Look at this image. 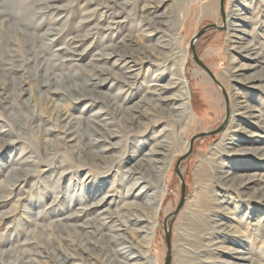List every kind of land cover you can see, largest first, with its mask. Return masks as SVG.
<instances>
[{
  "label": "rangeland",
  "instance_id": "obj_1",
  "mask_svg": "<svg viewBox=\"0 0 264 264\" xmlns=\"http://www.w3.org/2000/svg\"><path fill=\"white\" fill-rule=\"evenodd\" d=\"M19 1L17 3L24 7H19L14 2L16 4L13 5V7L16 6L14 11L18 8L14 12L15 16L22 14L19 12V8H22L20 11L24 12L28 7L24 13L27 11L29 13L39 10L38 8L44 4L54 3L52 0ZM90 1L59 0L58 4L65 5V9L69 10L68 15L72 16L74 10H78L80 13L74 17L56 21L55 19L63 13L56 11L55 8H45L42 10L44 12L30 21L32 25H26V28L22 26L17 28L15 24L14 27H8V23H15L21 15L15 18L10 17L11 20L8 22L3 20V16H0V84L2 85H0V131L1 133L3 131L2 134L0 133V184H2L1 181L5 184L9 169L15 165L19 157H28L31 162L26 165L30 173L28 183L20 184L22 187L20 195L10 198L3 207H0V211H11L10 217L0 219V264L19 263L20 261L29 264L26 262L28 258H31L32 262H35H33L34 264H73L74 262L119 264L113 260L110 251H102L98 246L92 248V244L87 242L83 229L68 224L63 226L65 221L57 219L74 211V207L80 204H89L98 200L106 192L114 193L113 197H117L119 200L113 204V208H120L126 200L124 198H126L128 187L135 181L132 176H128L126 170L131 166L138 167L137 160L153 148L163 126L173 129V136L178 138L181 135L180 130L174 128V120L168 112L160 114V112L154 111L150 104H144L141 110L145 115H141L138 119L139 122L134 126L129 123L125 124L120 116L118 118L114 116L116 122L112 124L111 128H115L119 136L110 137L109 141L117 143V147L112 153L115 156L111 155L105 163L96 165L98 161L95 155L91 154L86 146L90 140L85 129L87 123L83 122V118L80 117H90L94 112L104 108V104L102 102L91 104L89 101L78 104L63 100L61 97L58 98L59 96L49 99V92H46V87L43 86L44 73L48 69V65L43 63V59L39 58L38 60L37 58L41 46L37 36L47 32L50 28H57L61 32L59 40L53 42L45 40L48 48L46 57L48 58L59 46L67 44L72 35L80 32L79 30L82 32L86 30L87 23H82L80 28L77 26L84 17L82 12L91 10L88 15L94 14L99 17L102 11L106 10V8L100 9L99 7L114 4V0H96L95 3ZM123 1L127 2L126 10L118 20L124 19L125 22L110 23L108 21L114 19L109 18L101 25L114 27L108 33L110 32L111 37L113 36L115 40H120L123 36L131 34L133 41L124 48L135 50L134 53L141 58L138 60L140 64L137 65L138 69L136 70L139 75L131 87L122 85V82L111 85L113 82L116 83L118 71L122 75L123 70L112 65L115 58L105 62L107 66L101 61L99 64L112 68L114 71L111 73L112 76L110 74L103 75L109 77V81L107 85L101 86L102 91L116 95L125 89V93L129 92L135 96L133 95L132 101L125 103L122 98L123 100L120 99L119 102L124 106H132L135 102L140 103V97L145 94L150 84L154 82L166 83L168 69L175 65V62H169L163 58L155 59V54L156 44L163 38H169L170 41L175 42L179 52L186 54L184 74L190 91L191 120L188 130H186L187 144H185L184 153L188 150L189 142L193 136L200 132L216 129L222 124L227 111L226 95L229 100L230 116L222 131L194 141L192 152L180 165L185 182L186 199L172 224L173 258L171 264H212L216 256L232 259L226 252L217 253L210 247L212 246L210 240L220 234L213 227L211 219L220 218H224L229 224L232 223L233 226L242 229L241 235L233 237L237 242L222 239L220 244L226 248L244 249L253 254L259 264H264V200H247L248 195H242L236 188L226 186L227 184L220 179L225 171H232L233 175L251 172L264 173V167L244 166L247 163L246 158L256 161L257 157H254L256 154L244 151L236 153L234 150L240 146H247L246 140L252 137V132L264 137V127L260 128L244 122L243 129L237 130L235 136L246 140L227 144V148L221 145L217 146L226 139L224 131L232 120L233 107L231 91L224 83L219 71L231 73L236 70V73H241L242 78L254 72L252 69H241L242 65L248 63L240 58L232 50L231 43H228L226 21L229 0H224V16L220 0H218L217 20H214L212 14L207 13L204 7L217 0H165L158 7H155V4L160 2L149 0L147 4L150 6L147 10H151V13L142 10L145 0ZM235 5L236 12L239 13L243 21L241 28L248 31L247 39L264 47V0H238ZM95 8L97 10H92ZM113 8L116 10L119 7L114 4ZM165 14L166 16H164ZM155 15L166 19L168 26L154 23L152 25L146 23L143 26V17L146 21H151L156 19ZM97 17L88 26L93 27ZM26 21L29 22V20ZM214 23L218 26L224 25L225 28L212 29L202 35L196 42V51L218 82L223 85L226 95L211 76L191 58L190 41L192 37L203 27ZM93 30L95 33L92 38L84 40L78 48L79 52L88 48L86 50L88 54L83 61L85 64L89 63L88 61H94L92 59L98 57V52L110 42L106 32L100 29H97L98 32L96 29ZM39 75L41 76L39 77ZM163 75L165 77L161 79ZM203 78H208L211 84L201 82ZM156 79L161 80L156 81ZM200 82L203 83L202 86ZM36 84L39 85L38 91ZM22 88H27V90L23 91ZM242 89V92L247 95L249 104L262 111H257V114L261 113L264 120V89L250 85H242ZM11 105L16 107L12 110ZM68 113L78 117L74 119L76 124L77 121L80 122L77 131L83 134L82 137L79 134V139L72 142L66 141L69 137L67 138L59 128V125L65 124L69 119L67 118ZM155 116L164 117L165 121L156 125L153 121L156 119ZM40 124L42 125L40 126ZM260 124L264 126V121H261ZM48 127H53L55 130L45 134V131H49L46 129ZM260 140L263 142L261 145L264 146V138ZM106 145H108L106 141H100L92 148L99 150ZM216 146L220 150V152L217 151L218 154L214 150L210 151L212 147ZM183 154L175 158L171 168L165 169L167 178L166 183L163 184L165 198L157 216L156 233L152 235L151 243L144 248L146 255L151 256V264H164L165 262L167 245L164 234V218L175 212L181 201L182 184L175 173V167ZM87 175H90L89 178ZM86 184L89 191H94L93 194L88 195ZM255 187H260V193L264 192V182H256ZM109 189L112 190L108 191ZM9 191L5 188L1 193L8 194ZM19 197L21 198L19 199ZM109 229L110 225L104 231L108 232ZM120 233H123L122 235L135 245L142 241L138 234L130 230ZM144 242L146 243L145 240ZM109 244L111 249L119 247V244L114 242ZM83 249H86V252ZM11 251L13 253L10 254ZM133 251L138 253L137 249ZM30 253L31 255H29ZM67 253L68 255L69 253L75 254L80 258H68L66 257ZM202 260L206 262H202Z\"/></svg>",
  "mask_w": 264,
  "mask_h": 264
},
{
  "label": "bare ground",
  "instance_id": "obj_2",
  "mask_svg": "<svg viewBox=\"0 0 264 264\" xmlns=\"http://www.w3.org/2000/svg\"><path fill=\"white\" fill-rule=\"evenodd\" d=\"M18 1L4 0L0 2V16L4 17L3 20L8 22L11 20L10 17L15 18L21 15V17H18V19H16L15 23H8V27H14L15 25H17V28L18 26L26 28V25H30V21L34 20V18H36L40 13L44 12L42 10L45 8H55L56 11L63 13L55 19L56 21H59L62 18L68 19L69 17H74L75 15H78L80 13L78 10H74L72 12V16L68 15L69 10L65 9V5H59V0H52L54 1V3L50 2L51 5L44 4V6L38 8L39 10H33L29 13L27 11V16V14L24 12L28 7H26L25 5L26 8L25 10L23 9L24 12L20 11L24 7V5L22 7L17 3ZM95 1L96 0H91L90 2L95 3ZM157 1L160 3H156L155 7L160 6V4H162L165 0ZM236 1L238 0H229L228 18L226 21V26L228 27V31L226 34L227 40L228 43H231L230 45L232 50H234L240 58L248 63L246 65H242L241 69H252L254 70V72L242 78L241 73H236V70L232 71L231 73L219 71L224 83H226L233 97L232 120L224 131V138L226 139H224L219 145H217L218 147L221 145L224 148H227V144L246 140L239 137L237 138L235 136V132H237V130L243 129L242 124L244 122L254 124L256 126H259L260 128L264 127L263 124H260L261 121H264L261 117V113L257 114V111H262L249 104L247 95L245 94V92H242V85H250L254 86L255 88L257 86L264 89V47L262 45H259L257 42H254L253 40L247 39L246 35L248 31L241 28V24L243 21L241 20L242 18L241 16H239V13L236 12ZM14 2H16L19 7H22L21 9L19 8V12H21L22 14H18L17 16H15L16 13L14 12L18 10V8L14 11L16 7H13V5H16ZM144 2L145 4H143L142 10H145L146 13H151V10H147V8L150 6V4H147L149 3V0H145ZM114 4H116L119 8L115 10L113 8ZM114 4L99 7L100 9L106 8V10L102 11L99 17L94 16V14L88 15L91 10L84 13L82 12V16L84 17H82L81 23L77 26L80 28L82 23H87L89 25V23L95 20L97 17V21L94 26L91 27L87 25L84 32L79 30L80 32L72 35L69 38L70 41L67 44L64 43L63 46H59L54 50L55 52L48 58L46 57L48 48L45 40H48L49 42H53L54 40L57 41L59 40V35L61 34V32L57 28H50L47 32H44L43 34L37 36L39 37V41L41 42L37 58L38 60L39 58L43 59V63H46L45 65H48V67L45 66L48 69L44 73L45 80L43 86L46 87V92H49V99H54L55 97L59 96L58 98L61 97V99L63 100L73 101L78 104L85 101H89V103L91 102V104H95L96 102H102L104 104V108L94 112L90 117H80L83 118V122L85 121L87 123V127L85 128L87 132H85L88 133L87 137H89L90 140H88L86 146L90 150L89 152L95 155V158L98 161L96 165L105 163L107 158H109L114 152V148L117 147V143L109 141L110 137L119 136L118 131L115 130V128H111V126H113L112 124L116 122L114 121L116 120L115 118H118V116H120V119H123L125 124L129 123L134 126L135 123L137 124L139 122V117L144 114V111L141 110V108L144 107V104H150V107H152L154 111L160 112V114L168 112L174 120V128H178L181 135L177 138V136H173V129H169L163 126L160 131L159 137L156 139V142L153 145V148L144 153L143 156H141L137 160L136 165H138V167L131 166L126 170L128 176H132L135 181L131 184L130 187H128V192L125 194L126 198H124L126 200L120 208H113V204L117 202V200H119L117 199V197H113L114 193L106 192L98 200L92 201L89 204H80L77 207H74V211L68 212L63 216V218H59L57 220H64L65 223L62 224L63 226H66V224H68L69 226L80 227L81 229H83L84 234H86L87 242L89 244H92V248L98 246L102 251H110L113 256V260L116 263L151 264V256L146 255V251L144 252V248L147 247V244L149 245L151 243L153 239L152 235H155L156 233L157 216L160 212V208L165 198V189L163 188V184L166 183L167 179L165 175V169L171 168L175 158L178 155L183 154L186 150V130H188L187 128L191 120V113L189 110L190 91L184 74L186 54L179 52L175 46V42L170 41L169 38H163L161 41H159L156 44L155 59L163 58L166 61L175 62V65L168 69V81L164 84H161L159 82L150 84L145 94L143 92L144 95L140 97L141 99L139 98L140 103L135 102L132 106H124V104L121 105L119 102L120 99L123 98V102L126 103L132 101L135 95L133 94V96L128 91V93H125V89H122V91H119L116 95L101 90V86L107 85L109 81V77H104L103 75L108 76L107 74H110V76H112L111 73H114V71H112V68L106 67L107 65L105 62L111 61L115 58L112 65L123 70L122 75L121 73L119 74L118 71V77L116 78L117 81L116 83H111V85H117L122 82V85H128L131 87L132 84H134L135 79L137 80L136 77L139 75V72H136V70L138 69L137 65L140 64L138 60H141V58L138 57L136 53H134L135 50L132 51L131 49H125L129 45V43L133 41L131 34L123 36L120 40H115L113 36L111 37L110 32L108 33V31L113 29L114 27L110 25H101L103 21H107L109 18L114 19L108 21L110 23L119 24L120 22H125L124 19L118 20V18L123 16V14L125 13L127 2L123 0H114ZM204 7L207 13H209L210 15L212 14V18L214 20H217L218 0L216 2H210ZM92 10L95 11L97 10V8ZM109 11L111 12L109 13ZM164 16H166V14ZM155 17L156 19H152L151 21L149 20L150 22L148 20L146 21V19L143 17V26L146 25V23L150 25L154 23L163 24L166 27L168 26V21L166 19L157 15H155ZM26 20H29V22ZM93 29H100L106 32L108 34L107 36L110 39V42L106 44L100 52H98V57L92 59L94 61H88L89 63L85 64L83 61L88 54L86 53V50L88 48L80 52L78 51V48L79 46H81L84 40L90 37L92 38L93 34L95 33ZM90 46L92 45L90 44ZM100 62L103 64L105 63L106 66L103 64H99ZM40 76L41 75H39V77ZM163 77L165 76L163 75L161 79ZM160 80L156 79V81ZM201 82L205 84H211L208 78H203ZM201 82L200 85L202 86L203 83ZM36 88L38 91L39 85L36 84ZM25 90H27V88L23 89V91ZM15 107L16 106H10L12 110ZM67 118H69L67 122L63 125H59V128L67 138L69 137V139L66 141L72 142L73 140L79 139L80 137V132L77 131V128L79 129L78 123L80 122L77 121L76 124L74 119H77L78 117L72 116V114L69 113ZM155 118L156 119H154L153 121L156 125L162 124L165 121L164 117L155 116ZM41 125L42 124H40V126ZM46 129L49 131H45V134H49L50 131L55 130L53 127H48ZM80 135L82 137L83 134ZM251 136V138L246 140L248 142L246 144L247 146H240L238 149L234 150L236 151V153H238V151H244L256 154L254 155V157H257L255 158L256 161H250L249 158H246L247 163L244 166L264 167V146L261 145L263 144V142H261L260 140L264 137L255 132H252ZM100 141H106L108 145L99 150H95L94 148H92L94 144H97ZM217 146L212 147L210 151L212 152V150H214L216 152H220ZM29 162L30 159L28 157H19V159L15 162V165L9 169V174L6 176V181H4L5 184L1 181L2 184H0V207H3L10 198L20 195L22 188L20 187V184L28 183V176L30 172H28V168L26 165H28ZM89 176L90 175H87V178H89ZM220 179L222 182L227 184L226 186L230 188H236V190H238V192L242 195H248L246 198L247 200H264V192L260 193V187H255L256 182H264V173L251 172L242 175H233L232 171H225L223 175L220 176ZM5 188L7 190H10L8 194L1 193V191H3V189ZM111 190L112 189H109L108 191ZM87 191L88 195L94 193L93 190L89 191V189H87ZM20 198L21 197H19V199ZM219 202L222 203V201ZM222 209H224V207H222ZM10 213L11 211H0V219L10 217ZM79 220L82 222L79 223ZM211 220H213V227L220 234L214 239L210 240L212 242V246L210 247H212V250H215L217 253L226 252L232 257V259H225L223 257L221 258L220 256H216L212 264H259L256 258H254L253 254H250V252H247L246 250L238 247L226 248L222 244H220L222 242V239L224 241L231 240L237 242V240L233 237L235 235H241L242 229L233 226L232 223L229 224V222L224 218ZM108 225H110V229L108 232H105L104 229ZM128 230L138 234L141 237L142 241L140 244H133L132 241L126 239L122 235L123 233H120L121 231L127 232ZM144 240L146 241V243L144 242ZM110 242L119 244V247L111 249L109 247ZM27 243L30 242L27 241ZM100 244H102L103 246H101ZM86 249L88 248L86 247ZM134 249H137L138 253H134ZM85 250L83 249L84 252H86ZM9 253L11 254L13 253V251ZM31 253L29 255H31ZM66 257L73 259L80 258L77 257V255L71 253H69V255L67 253ZM26 262H28L29 264L35 263L34 261V263L32 262L31 258H28ZM202 262L206 261L202 260ZM24 263L25 261H20L19 263L13 262L10 264ZM74 263L80 264L76 262Z\"/></svg>",
  "mask_w": 264,
  "mask_h": 264
},
{
  "label": "water",
  "instance_id": "obj_3",
  "mask_svg": "<svg viewBox=\"0 0 264 264\" xmlns=\"http://www.w3.org/2000/svg\"><path fill=\"white\" fill-rule=\"evenodd\" d=\"M220 7H221V10H222V13H223V16H224V0H220ZM223 22H224V18H223ZM224 28H225L224 25L223 26H218L215 23L214 24H209V25L203 27L199 32H197L192 37V39L190 41V51H191V54H192L191 55L192 60L195 61L199 66H201L211 76V78L214 80V82L221 87L222 91L226 95L223 85L220 82H218V80L216 79V77L213 74V72L205 65V63L201 60V58L198 56L197 51H196V42L202 35H204L209 30H212V29H224ZM226 101H227L226 117H225V120L222 122V124L216 129L209 130V131H206V132H200V133L196 134L195 136H193V138L189 142L188 150L181 156V158L178 160V162L176 164L175 173H176V175H178V177L181 180L182 197H181V201H180L177 209L175 210V212H173L170 216H166L164 218V234H165V241H166V245H167V252H166L164 264H171V262H172V258H173V253H172V224H173V221H174L177 213L179 212V210L183 206V204L185 202V199H186V196H185V182H184V179H183V174H182L181 169H180V165L182 164V162L192 152L194 141H196L197 139L210 137V136L215 135V134H217V133L222 131V129L224 128V126H225V124L228 121L229 116H230L229 104H228L229 100L227 98V95H226Z\"/></svg>",
  "mask_w": 264,
  "mask_h": 264
}]
</instances>
